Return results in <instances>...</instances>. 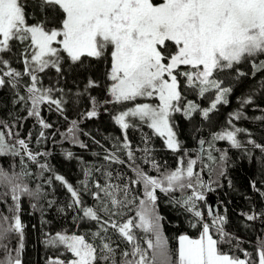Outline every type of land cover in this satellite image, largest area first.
Segmentation results:
<instances>
[{"label":"snow or ice","instance_id":"6c2138e0","mask_svg":"<svg viewBox=\"0 0 264 264\" xmlns=\"http://www.w3.org/2000/svg\"><path fill=\"white\" fill-rule=\"evenodd\" d=\"M29 4L35 17L31 23ZM18 46L22 70L11 63ZM107 53L111 59L105 75L111 83L103 105L124 106L112 115V120L124 133L116 150L127 159L108 150L103 159L109 165L126 167L132 175L117 172L114 177L111 171H104V183L94 181L95 191H91L89 167L83 169L84 179L79 182L82 188L74 187L64 176L55 174L46 160L41 163L39 158L49 153L30 148L31 132L20 138L18 132L12 131L15 125L0 120V158H13L8 167L0 163V209H4L0 210V264H23V198L27 197L30 208L36 211L39 202L48 196L45 185L52 186L53 179L69 194L66 208L77 212L74 222H87L95 230L85 234L44 232L46 248L58 252L63 249L60 255L49 257L46 264H264L262 237L256 241L255 259L242 249L243 258L220 250L219 245L233 239L225 230L227 217L209 209V221L200 210L198 202L205 200V191L213 190L214 181L203 180L201 172L194 170L202 158L199 153L192 158L184 147L176 120L179 114L193 124L196 117L208 121L211 113L229 104L234 88L232 84L225 85V80L219 78L221 74L234 73L232 80L239 81L248 75L239 68L245 62L250 63L253 77L264 73V0H0V89L10 88L13 106L19 105L26 113L18 119L33 118L40 126L37 144L46 139L44 130L53 126L43 118L42 106L68 120L65 112L70 100L79 103L86 99L90 107L80 120H70L60 135L80 148L87 147L77 134L81 120L99 116L101 101L91 94L99 84L89 78L83 89L70 94L57 86H45L42 74L55 70L60 77L64 75L65 62L79 66L85 58L99 61ZM260 89L264 90V79ZM188 94L208 99L209 103L202 107L188 99ZM239 102L243 108L252 99L241 98ZM241 118L246 117L239 109L229 113L230 127L213 132L208 141H198L201 151L208 144L207 159L216 164V168L203 164L201 171L208 169L210 177L216 175L217 183L226 176L229 157L227 150L215 148L216 141H227L232 149H243L251 158V150L238 139V134L247 129L233 124ZM255 119L264 120V116ZM144 127L150 130V134L141 136L145 147L134 151L127 130ZM154 137L162 140L165 150L179 157L175 168H162L155 159L154 148L149 147ZM247 144L264 154V144L252 139ZM213 150L220 152L218 160ZM137 152L141 155L137 156ZM72 157L73 153L67 151L66 158ZM16 158L19 171L15 170ZM28 162L37 166L38 173L29 170ZM145 165L150 168L145 170ZM259 169L264 177V155L259 158ZM50 172L53 175L45 178L44 174ZM33 176L43 183L30 187L27 181ZM251 187L264 201V189L257 187L256 181L251 182ZM82 191L91 195V206L85 203ZM158 192L168 198L172 207L188 214V226L198 232L194 238L179 235L175 252L165 235ZM53 204L48 201L47 207ZM40 210L41 223H49ZM240 215L247 221H264V206L259 211L253 206L250 212ZM65 253L70 255L61 259Z\"/></svg>","mask_w":264,"mask_h":264},{"label":"trees","instance_id":"16d2710c","mask_svg":"<svg viewBox=\"0 0 264 264\" xmlns=\"http://www.w3.org/2000/svg\"><path fill=\"white\" fill-rule=\"evenodd\" d=\"M29 9V23H31L35 19L31 12V4H29ZM14 51L15 55H13L11 60L12 66L22 70L23 66L19 60L21 48L18 46ZM110 59V53H107L106 57L99 61L92 58H85L84 63L79 66L65 62L63 68L64 75L60 77H57L55 70H50L47 75L42 74L45 86H57L63 88L66 93L70 94H74L77 90L83 89L89 78L95 79L99 84L98 88L91 90V94L101 101V106L98 108L99 116L90 120H81L79 124L81 131L77 135L87 145L86 148H80L78 145L63 140L60 135L61 132L67 130L70 120H80L81 114L90 107L86 99H81L79 103L70 100L65 112L68 120H65L64 116H60L55 111L49 112L47 106H42L43 118L53 126L50 129L44 130L46 139L41 140L37 144L36 137L41 131L40 126L36 124L33 118L18 119L17 117L26 116V113L20 110L19 105L13 106V95L10 88L0 89V120L6 121L9 125H15L12 131L18 132L20 138H25L31 132L30 148L34 152L49 153L47 157L39 158L41 163L46 160L55 174L64 176L74 187L82 188L79 182L84 179L83 169L90 167L92 169V175L89 179L91 191H95L94 186H92L94 181H99L101 184L104 183V171H111L114 177L117 172L132 175L126 167L118 164L109 165L103 159L106 150L116 152L122 159H127L122 151L116 150V146L123 142L124 133L121 132L112 120V115L122 110L124 106L112 104L103 105V100L106 98V88L111 83L106 79L105 75L110 70ZM239 68L248 73L247 76L241 77L239 81L232 80L234 73L220 75L219 78L225 80L226 86L228 84L233 85L234 91L229 96V104L221 105L216 112L211 113L210 120L201 121L199 117H196L195 123L193 124L184 120L179 114L176 115V120L179 124L180 139L184 143V147L190 151L192 158H196L197 153H199V139L202 138L208 141L213 132L221 130L222 127H230L227 124L229 113L238 109L244 113V117L246 118L234 120L233 124L237 127L247 129L246 133L238 134V139L242 141L245 148L251 150V158H249L243 149H232L227 141H216L215 148L227 150L229 157L226 176L220 177L217 183L215 182L217 181L216 175L213 174L210 177L208 169L201 171L203 164H209L211 168H216V164L207 159L209 147L205 143L203 145V148H205L204 151H201V154L199 153L202 161H198L197 165L194 166V170L201 172V178L203 180L206 178L207 181L209 179L214 181L211 184L213 190L209 192L216 199L218 215H225L228 220V223L225 225V230L233 239L231 243L219 245L220 250L229 255L243 258L242 249L252 253L253 259H255L257 238H264V221L259 219L247 221L240 213L250 212L253 206H255L256 211H259L264 206V201L260 199L259 194L251 187V182L256 181L257 187L264 189V177H262L259 169V158L264 154H261L259 149H253L251 145L247 144L248 139H252L259 144H264V120L255 119L257 116H264V90L260 89V81L264 79V73H257L253 77L251 75V65L248 62L239 65ZM54 95L58 96L59 93H55ZM247 97H251V104L241 108L240 99ZM65 98L68 99L67 96ZM188 99L195 100L202 107H206L209 103L208 99H199L193 94H188ZM105 107L107 111L104 110ZM196 128H201V131H195ZM85 132L89 133V135H84L83 133ZM142 134H150V130L146 127L142 130L136 128H129L127 130V136L134 151L137 148L142 149L145 147L141 142ZM9 143H14V141L10 140ZM149 147L154 148L153 155L162 168L172 169L176 167L179 157L165 150L162 140L158 137H154L151 140ZM67 151L73 153L71 159L66 158ZM136 155L140 156L141 153L137 152ZM212 155L217 157L218 160L220 152L213 150ZM12 161L13 158L10 156L0 158V163L4 167H8ZM15 163V170L19 171V158L15 159ZM28 164L31 172L38 173L39 170L36 165L31 164V162H28ZM144 167L145 170H148L150 165H145ZM96 169H101V171H96ZM53 172L45 173L44 177L48 178L52 176ZM150 174L155 175L156 173L152 172ZM229 181H231V185H229ZM27 182L32 188H35L37 183H43L42 180H37L35 176L31 177ZM118 182L113 180V183ZM45 191L48 193L47 198L39 202V208L34 212L30 208L28 198H23L21 219L26 225L25 248L22 254L23 264H46L49 257L60 255V252L63 251V249L58 252L51 248H46L43 243L44 232L65 231L68 234H85L88 231L95 230L94 227L90 228L87 222H74L73 217L77 216V212L66 208L70 197L66 189L59 182L53 179L52 186L45 185ZM157 194L159 196V212L164 217L163 225L165 235L169 238L170 248L175 252L179 235L188 234L194 238L198 235V232L196 229L188 226V219H190L188 214L182 213L181 210L168 204V198L164 194L159 192ZM81 195L87 205L91 206L94 203L90 194L82 191ZM204 195L207 197L206 191ZM48 201H54L53 207H47ZM198 205L200 210L206 213V201H199ZM59 208H64L65 210L59 212ZM40 209H43V219L49 221V223H41L42 216ZM129 215H133V213H129ZM210 219L207 217L206 220L210 221ZM68 255L70 254L65 253L60 258L64 259Z\"/></svg>","mask_w":264,"mask_h":264},{"label":"water","instance_id":"95a60500","mask_svg":"<svg viewBox=\"0 0 264 264\" xmlns=\"http://www.w3.org/2000/svg\"><path fill=\"white\" fill-rule=\"evenodd\" d=\"M199 153H201V146L199 147ZM204 180L207 181L206 178ZM209 209H211L214 214H218L216 199L212 193L207 191V213H208Z\"/></svg>","mask_w":264,"mask_h":264},{"label":"rangeland","instance_id":"374dc122","mask_svg":"<svg viewBox=\"0 0 264 264\" xmlns=\"http://www.w3.org/2000/svg\"><path fill=\"white\" fill-rule=\"evenodd\" d=\"M155 2H159V0H155ZM137 102H145V101H143V100H139V99H138ZM153 102H154V101H153ZM204 149H205V148H203V151H204ZM203 151H202V152H203ZM205 215H206V214H204V216H205ZM205 219H207L206 216H205ZM177 248H178V244H177Z\"/></svg>","mask_w":264,"mask_h":264}]
</instances>
